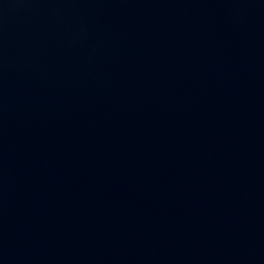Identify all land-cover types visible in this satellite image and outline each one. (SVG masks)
<instances>
[{
    "label": "water",
    "instance_id": "obj_1",
    "mask_svg": "<svg viewBox=\"0 0 264 264\" xmlns=\"http://www.w3.org/2000/svg\"><path fill=\"white\" fill-rule=\"evenodd\" d=\"M0 264H264V0H0Z\"/></svg>",
    "mask_w": 264,
    "mask_h": 264
}]
</instances>
